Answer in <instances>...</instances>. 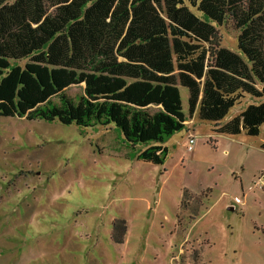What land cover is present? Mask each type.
<instances>
[{
	"label": "rangeland",
	"instance_id": "374dc122",
	"mask_svg": "<svg viewBox=\"0 0 264 264\" xmlns=\"http://www.w3.org/2000/svg\"><path fill=\"white\" fill-rule=\"evenodd\" d=\"M236 34L218 27L228 49ZM207 123L167 137L153 164L113 125L0 116V264H264V123L256 136H220ZM115 220L124 229L112 237Z\"/></svg>",
	"mask_w": 264,
	"mask_h": 264
},
{
	"label": "trees",
	"instance_id": "16d2710c",
	"mask_svg": "<svg viewBox=\"0 0 264 264\" xmlns=\"http://www.w3.org/2000/svg\"><path fill=\"white\" fill-rule=\"evenodd\" d=\"M225 25L236 50L221 45ZM179 86L188 117L215 134H259L264 0H0V116L113 125L146 145L139 159L162 164L187 120ZM244 97L256 102L228 117Z\"/></svg>",
	"mask_w": 264,
	"mask_h": 264
},
{
	"label": "built area",
	"instance_id": "2783aa9c",
	"mask_svg": "<svg viewBox=\"0 0 264 264\" xmlns=\"http://www.w3.org/2000/svg\"><path fill=\"white\" fill-rule=\"evenodd\" d=\"M186 123H188V122H186ZM186 140H187V147H186V149L188 151H190L192 149V145L194 143L193 136L191 134H188ZM256 184L260 188H263L264 189V172L261 173L259 175V177L256 179Z\"/></svg>",
	"mask_w": 264,
	"mask_h": 264
},
{
	"label": "crops",
	"instance_id": "0c3cea01",
	"mask_svg": "<svg viewBox=\"0 0 264 264\" xmlns=\"http://www.w3.org/2000/svg\"><path fill=\"white\" fill-rule=\"evenodd\" d=\"M194 118H197V117H196V113H194L193 116H192L191 118H189V119H187V120L185 121V126H186L187 130H188V128H190V127L193 129ZM190 119H191V121H192L191 124L189 123V122H190V121H189ZM186 122H188V123H186ZM207 124H209V125H208V128L211 130L212 125H211L210 123H207ZM209 135H210V134H209ZM217 135H220V134H217ZM210 136H211V135H210ZM220 136H221V135H220ZM261 144H264V139H263V138L260 140V145H261Z\"/></svg>",
	"mask_w": 264,
	"mask_h": 264
}]
</instances>
